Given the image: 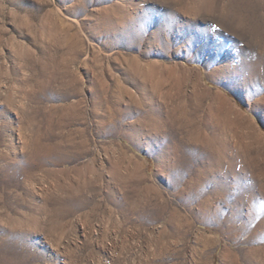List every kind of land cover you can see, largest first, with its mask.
<instances>
[{"label": "rangeland", "instance_id": "1", "mask_svg": "<svg viewBox=\"0 0 264 264\" xmlns=\"http://www.w3.org/2000/svg\"><path fill=\"white\" fill-rule=\"evenodd\" d=\"M0 264H264V0H0Z\"/></svg>", "mask_w": 264, "mask_h": 264}]
</instances>
